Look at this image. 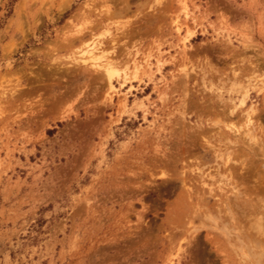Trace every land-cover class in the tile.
<instances>
[{
    "label": "rangeland",
    "instance_id": "374dc122",
    "mask_svg": "<svg viewBox=\"0 0 264 264\" xmlns=\"http://www.w3.org/2000/svg\"><path fill=\"white\" fill-rule=\"evenodd\" d=\"M0 264H264V0H0Z\"/></svg>",
    "mask_w": 264,
    "mask_h": 264
},
{
    "label": "bare ground",
    "instance_id": "6f19581e",
    "mask_svg": "<svg viewBox=\"0 0 264 264\" xmlns=\"http://www.w3.org/2000/svg\"><path fill=\"white\" fill-rule=\"evenodd\" d=\"M97 49V46L92 43L88 46L87 50L82 51V56H85L84 61H90L91 64H93L96 68H99L101 70H104L109 77H111L114 73L112 70L113 68V62L106 58L104 55H101L103 52L101 50ZM96 51L98 53H96ZM249 122L251 123L252 120L249 119Z\"/></svg>",
    "mask_w": 264,
    "mask_h": 264
}]
</instances>
